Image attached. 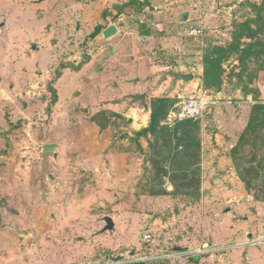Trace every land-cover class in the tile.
Returning <instances> with one entry per match:
<instances>
[{"label":"rangeland","instance_id":"rangeland-1","mask_svg":"<svg viewBox=\"0 0 264 264\" xmlns=\"http://www.w3.org/2000/svg\"><path fill=\"white\" fill-rule=\"evenodd\" d=\"M254 5L264 12V0H0V264H168L160 258L175 252L186 253L187 264H264V244L255 242L264 226V109L256 110L264 105L263 61L248 57L244 66L233 54L219 90L203 82L211 102L199 118L198 202L173 195L168 179L150 182L157 175L148 162L152 135L123 112H99L102 104L81 100L85 80L111 57L100 58L116 49L107 46L113 37H90L95 27L126 28L151 68L188 75L183 93L203 80L205 55L230 46L256 20ZM192 27L205 36H180ZM133 28L156 37L140 39ZM115 63L106 75L118 73ZM61 64L79 70L70 67L63 102L50 107L51 72ZM222 110L239 124L235 134L221 133L224 148L216 142ZM9 119L22 121L21 129L12 131ZM151 185L169 194L153 196ZM108 218L114 231L106 230Z\"/></svg>","mask_w":264,"mask_h":264},{"label":"trees","instance_id":"trees-1","mask_svg":"<svg viewBox=\"0 0 264 264\" xmlns=\"http://www.w3.org/2000/svg\"><path fill=\"white\" fill-rule=\"evenodd\" d=\"M253 8L257 12L256 20L248 21L241 26V33H236L234 42L226 47H214L205 55L204 60V85L208 88L220 89L223 84L222 74L224 73L223 64L233 54H240L242 57V65L245 66V59L254 57L255 60L263 61L261 70L264 71V12L254 5ZM258 26L262 32L260 36L256 31L252 30V25ZM257 28V30H258ZM103 31V27L99 26L95 32L90 35L91 38L98 37ZM244 39L251 42L243 44ZM72 67L77 71L78 68L71 65H62L55 75L54 81L61 78V69ZM182 75V79H183ZM189 78V77H188ZM190 79H187L189 81ZM50 83L48 89L52 95L50 107L58 102V92ZM239 85L235 86L237 90ZM144 102V97H136ZM176 101L169 98H158L152 102V116L150 126L143 130L147 135H152L151 150L154 152L148 162L157 171L155 178H149L150 182L155 186L156 181L164 185L162 181L168 179L174 187L173 195L185 196L189 201H200L202 198V139L199 119H189L176 123L170 127L166 122L169 113L175 109ZM48 108V112L51 108ZM257 109H264V105L259 104ZM11 130H20L23 122H14L8 120ZM253 124V120L252 123ZM152 186V185H151ZM150 187L149 192L153 196L168 195L166 189H155ZM198 259H193L196 262Z\"/></svg>","mask_w":264,"mask_h":264},{"label":"crops","instance_id":"crops-1","mask_svg":"<svg viewBox=\"0 0 264 264\" xmlns=\"http://www.w3.org/2000/svg\"><path fill=\"white\" fill-rule=\"evenodd\" d=\"M155 2V0H152V2ZM36 4V3H35ZM149 9V7H148ZM168 12V10H167ZM162 13V12H161ZM126 18H129L127 15H123ZM180 21H188L185 20L184 16H177ZM154 27L161 31L165 32L166 29V24H153ZM100 26V25H99ZM97 26V27H99ZM94 29L93 33L95 32L96 28ZM110 27L109 26L102 31V36L98 39V41L104 40V41H109L110 38L113 37L112 41H109L107 46L108 47H115L116 51L112 49L109 53L108 50L107 52L105 51L104 55L100 58L101 60L107 59L106 62L101 64L99 68V73L94 75V77H91V79H86L85 84H83V92L84 96L82 97V102H87L89 101L90 98H93L94 101H96L97 104H102V109L99 112L105 111V112H123L125 113L126 116L130 117L133 120V125L140 130H145L150 126L151 122V116H152V102L155 99L158 98H169L172 100H175L178 103L175 105L177 107L179 104H181V100L184 98L188 100V98H197L198 96L202 95L205 93L201 89H203V80L202 78L198 79V83H194V86L190 91L188 89L184 91L183 93L181 92L182 90V80L187 81L188 75L183 74V79L179 78L178 74L174 72V70H169L171 67H165V66H154L153 68L150 67V63L147 64L148 60L145 58H140V47L139 45H136V42L134 39H132L129 35H127V29L122 27H116L117 28V34L110 38H106L104 33L106 30H108ZM185 31V30H184ZM182 31L180 34L184 32ZM134 34H137V37H142L140 39H145V38H151L156 37V35L151 34V35H142L139 32V29H134L131 31ZM92 32L90 33V35ZM158 37V36H157ZM187 39V38H186ZM190 40H195L190 38ZM114 52V53H113ZM115 56V57H112ZM130 56H137L136 59L133 61L132 57ZM113 59H115V65L114 68L119 69L118 73H115L111 75H106L107 70L110 68V61L113 62ZM143 59L144 63L140 62ZM119 62V63H118ZM109 64L108 67H106V64ZM92 64H95V59L92 61ZM140 64H143L142 66ZM61 64L56 71L62 66ZM91 65V63H90ZM71 68H63L61 69V78L57 81H54L56 71L53 75L51 72L52 81H54V88L59 91V98L57 104L54 105L58 108L59 104L63 102V97H62V91H61V84L65 80L67 76L71 75ZM79 70V68L77 69ZM168 70V71H167ZM76 71V70H73ZM204 70H202V73L200 75H203ZM123 74L125 76H123ZM165 75V76H164ZM182 77V75H181ZM202 77V76H201ZM204 77V76H203ZM72 79V77H71ZM87 81V83H86ZM190 81V80H189ZM87 84V85H86ZM86 90H90L88 92V95L90 96L88 99L85 100L86 98ZM239 92V91H238ZM96 94L98 95L96 97ZM110 95L111 98H108L107 96ZM136 97H144V102L142 103L141 100ZM186 100V101H187ZM227 108V107H226ZM174 110V109H173ZM172 110V111H173ZM137 111L138 115H135L133 112ZM171 111V112H172ZM170 112V113H171ZM169 113V114H170ZM221 115H218L217 117V122H216V142L217 144H221L222 148H224V143L223 139L221 136V133H230L234 132V134L237 132V121L236 122H231L227 117H225V112L222 110V113H219ZM223 114V115H222ZM243 114V113H242ZM137 116V117H136ZM169 116V115H168ZM245 116V115H244ZM243 116V117H244ZM225 120V121H224ZM242 129H245L246 125L248 124L247 117L244 119H240ZM168 124V118L167 122ZM221 138V140L219 139ZM208 148V146H207ZM225 150V149H224ZM228 154V151H226ZM220 152L217 150H212L211 151V157L216 158V155H219ZM224 159L221 158V161Z\"/></svg>","mask_w":264,"mask_h":264},{"label":"built area","instance_id":"built-area-1","mask_svg":"<svg viewBox=\"0 0 264 264\" xmlns=\"http://www.w3.org/2000/svg\"><path fill=\"white\" fill-rule=\"evenodd\" d=\"M182 37L187 39H199L205 36V30L203 28L192 27L185 30ZM210 97L203 93L197 98H193L179 104L168 116V125L173 127L178 122H182L189 119H199L203 117L209 110ZM258 237L255 239L257 244H264V226L257 230ZM146 242L150 243L152 236L150 234L145 235ZM204 250H207L209 245H205ZM202 248V249H203ZM202 252V251H201ZM188 256L184 252L165 253L160 259L166 261L168 264H187Z\"/></svg>","mask_w":264,"mask_h":264},{"label":"water","instance_id":"water-1","mask_svg":"<svg viewBox=\"0 0 264 264\" xmlns=\"http://www.w3.org/2000/svg\"><path fill=\"white\" fill-rule=\"evenodd\" d=\"M185 20H188V16L185 17ZM115 34H117V28L115 26L110 27L104 33L106 38H110V37L114 36ZM115 228H116V224H115L114 220L112 218H108L106 230L111 232V231H114Z\"/></svg>","mask_w":264,"mask_h":264}]
</instances>
